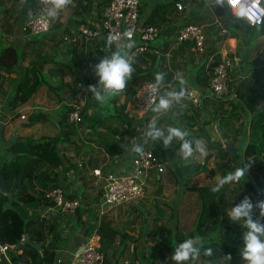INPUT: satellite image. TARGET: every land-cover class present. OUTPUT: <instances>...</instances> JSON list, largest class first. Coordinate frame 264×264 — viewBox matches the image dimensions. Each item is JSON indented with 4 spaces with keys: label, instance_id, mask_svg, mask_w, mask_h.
<instances>
[{
    "label": "trees",
    "instance_id": "1",
    "mask_svg": "<svg viewBox=\"0 0 264 264\" xmlns=\"http://www.w3.org/2000/svg\"><path fill=\"white\" fill-rule=\"evenodd\" d=\"M40 4V0L33 3V9ZM106 4L107 0H73L72 6L67 8L66 17L61 20V14L56 22L51 24L49 31L30 35L28 26L24 24V45L21 47L10 43L0 45V95L5 97L4 110L13 111L15 116L18 115L15 109L26 102L44 83L53 88L57 101L61 102L57 110L60 128L56 133L37 138L15 136L0 152V174L5 184V192L0 191V243L14 245L24 235L31 243H40V250L29 244H22L15 251H10V258L18 264L51 263L54 257L53 249L60 240L57 220L41 216L38 208L45 199L46 193L55 187L59 180L58 170L64 161L59 153V146L72 144L71 137L76 133L74 128L66 124L70 108L65 103L72 100V95H84L79 123L84 129V139L89 144L104 146L112 155L117 151L116 138L123 137L129 132L128 127L132 125L130 103L139 83H154V74L159 72L164 74L163 83L171 82L175 91L181 88L180 77L171 81L173 69L168 70L164 66L165 53L171 50L169 48L173 44L172 39L164 37L165 41L152 44L156 49L155 52L145 50L132 56L134 60L132 66L135 71L123 92L111 97L103 105L96 102L92 93L88 91L89 85L99 87L93 66L100 59L111 57L116 50L113 46L105 49L95 42L83 43L74 36L86 23L85 19L88 16H95L96 22L99 23ZM207 7L211 13L204 11ZM146 11L144 23L159 28L158 39L163 31L160 32V28H166L168 24H173L169 29L170 35L179 25L178 22L204 25L208 46L200 53V59L197 60L195 51L188 49L189 47L182 43H174L172 47L176 48L172 49L170 55L169 65L176 71L181 67L186 69L182 72L183 76L186 75L185 78L194 88L206 87L207 73L219 60V53L213 46L216 41L227 37L238 39L249 34H264V20L259 25L251 26L239 15L233 14L224 0H198L187 15H182L176 10L173 0H154ZM213 13L218 17L219 24L213 22ZM175 14L177 16L174 17ZM172 20L176 21V24ZM221 29H225V32L222 33ZM31 43L38 47H34L37 61L24 65L25 52L22 47ZM46 46L52 50L57 47L62 48L66 53L65 58H52L50 54L44 57ZM211 53L214 58L212 62L207 63L206 68L205 62ZM184 54L185 62L197 60V64L190 68L188 61L186 63L176 61V55L184 56ZM13 73L14 77L11 76ZM52 74L54 75L51 76ZM66 76L71 78L72 86L68 88L70 94L62 91V83ZM54 79L58 80V85L51 83ZM10 80V88L5 90L4 84ZM121 95L124 96L122 100H120ZM214 100L219 103L216 118L219 126L225 129L224 137L230 146L235 148L238 146L240 151H237L238 149L234 153L226 151L222 149L220 141L209 140L204 126L211 120L205 118L202 112L205 106L214 103ZM226 103L229 109H226L224 105ZM35 118L37 116L31 114L30 119L28 120L27 117V120L32 121ZM154 120L157 127L162 130L179 127L190 133L189 139L203 141L207 151L204 157H213V165L219 177L237 167L244 165L250 167L238 184H227L219 192H213L211 189L216 182L198 184L192 181L193 177L202 171L201 165L192 166L184 172L181 170L183 159L179 156L180 142L173 140L172 144L165 148L162 141L151 140L147 146L152 148L157 158L165 163L175 183L184 186V191L197 195L199 207L193 228L187 234L179 231L178 227L168 228L164 222L158 220L157 214L153 217L151 226L140 229L137 235L120 232L100 222L97 229L99 248L107 254L114 246H117L121 252L134 243V252L138 256V242L148 241L154 244L152 252L146 256L149 264H175L170 255L176 245L184 239L196 238L202 246L199 263L196 264H243L245 260L242 259L240 251L246 229L242 222H233L228 215L223 216L222 207L230 202V206L237 204V199L248 188L264 198V180L256 178L260 172L264 174V55L259 53L250 61L248 74L239 79L235 86L234 98L202 96L200 103L195 105L184 97L178 104H173L169 111ZM239 136L242 137L238 142ZM198 156L199 153H196L188 161ZM250 171H254L255 181L250 178ZM230 193L234 195L232 199L228 198ZM138 209L141 210V207ZM80 224L83 225L78 220L76 227ZM84 227L87 233L90 227L89 221L84 223ZM46 233H50L51 237L45 247ZM116 239L117 245L114 243ZM205 248H212L213 254L204 256ZM228 254L231 255V260L226 262L224 257ZM142 255L144 257V253Z\"/></svg>",
    "mask_w": 264,
    "mask_h": 264
},
{
    "label": "built area",
    "instance_id": "2",
    "mask_svg": "<svg viewBox=\"0 0 264 264\" xmlns=\"http://www.w3.org/2000/svg\"><path fill=\"white\" fill-rule=\"evenodd\" d=\"M224 1L231 12L237 15H239L241 5L249 6L247 0H236L235 4L233 0ZM255 3L256 6L253 9L256 13L255 17H241L239 15L251 26L259 25L264 20V0H255ZM173 4L180 14L187 15L190 12L193 0H173ZM44 7L45 5L41 3L37 8L33 9V13L26 24L30 34L49 31L52 23L46 25L40 19ZM141 9V0H107L100 22H96L95 16H88L85 19L86 23L79 28V32L74 37H77L83 43L95 42L102 45L101 47L108 49L110 46L106 45V37L109 34H118L120 36L119 44L112 45L115 50L119 48L122 52H129L131 56L141 53L149 49V43L159 34L158 27L144 23ZM205 10L209 11L208 7ZM178 24L171 37L173 44H186L191 50L202 53L205 50L203 26L196 23ZM129 30L132 31L135 41L131 50L122 47L127 43L124 34ZM231 68L232 59L228 53H220L218 62L207 73L208 82L204 90H208L214 95L233 98L234 90L230 77ZM152 83L142 82L138 84L131 99L132 111L130 116L132 125L128 127L129 132L123 137L116 138L117 151L110 155L101 149L105 155V160L91 170V174L95 176L96 184L90 199L84 202L76 189L67 187L63 180L64 174L58 170L59 180L56 186L46 193L45 199L40 203L38 208L40 215L56 219L58 225L61 226V229L59 228L60 232L65 229L68 231L66 236L76 228L78 215L83 220L89 221L90 227L84 242L69 252L67 264H142L139 256L132 259L130 257V259L119 257L120 251L117 248H114L113 252L105 254L99 248L97 229L100 225L101 215L106 213L104 206H107L108 209L124 203L138 201L143 196L148 181L152 178H157L164 169L152 148L147 146L151 140L148 139L146 141L144 136L148 124L157 116L163 114L151 110L153 105L148 93L149 86ZM184 88L186 92L185 98L195 105L199 104L200 94L190 86L184 85ZM173 89L174 86L171 82L163 83L156 95L158 97L165 95ZM82 103L76 99L65 103L70 108L66 124L76 131L75 135L71 137L72 147L73 145L81 146L87 143L83 137L84 129L79 125ZM15 110L18 113L16 116L13 111L6 112L0 100V127L10 123L14 118L19 117L21 120L25 118L21 109ZM59 128L58 122V130ZM133 144H140L143 147V152L137 154L130 151ZM244 196L250 197L253 202L264 200L261 196L248 190L245 195L237 199V204ZM231 208L227 209V215ZM258 217L259 210L254 212V218ZM57 244L60 245L61 240H58ZM11 248V244L0 243V263L18 264V262H13L10 258L8 252ZM55 250L60 251V248L57 246ZM131 251H135L134 246L131 247ZM144 256L146 257L148 254L144 253ZM243 264H247V261H244Z\"/></svg>",
    "mask_w": 264,
    "mask_h": 264
},
{
    "label": "crops",
    "instance_id": "3",
    "mask_svg": "<svg viewBox=\"0 0 264 264\" xmlns=\"http://www.w3.org/2000/svg\"><path fill=\"white\" fill-rule=\"evenodd\" d=\"M37 1L38 0H22L21 6L18 7L19 11L16 12V14H18L16 16V19H14L13 17H12V19L11 18L8 19V22H11V23H6V21H3L2 23H6L4 27H2V23H0V45H4L6 43H10V44H13V45H16L19 47L24 45V43H23L24 40H22L23 42L19 41L20 35L22 33L21 31L24 27V24H27V22L29 21V19L31 17L29 12L32 11V9H33V3H36ZM152 2H154V0H141V7H142L141 10H142V16L144 19L147 16L146 10H148V7H149V5L152 4ZM5 4H6V0H0V18L3 15V13H2L3 9H1V8H3V5H5ZM12 8H15L14 5L11 6V9ZM210 13H211V11H210ZM61 14H62V16L60 17V19L63 20L66 17V15H64L63 12ZM176 15L177 14H175L174 17ZM212 16L214 17L213 22L218 23V17L216 16V14L213 13ZM0 20L2 21V19H0ZM13 20H14V22H13ZM172 22H174V21L172 20ZM174 24H176V21L174 22ZM172 25L173 24H168L167 25L168 27H166V28L161 27L160 28V32L162 30L163 31L161 32L159 39L155 42L152 41L149 44L148 50L150 52L156 51V49L154 48V46L152 44L155 45L160 41H165L164 37H166L167 39H171L173 34L170 35L169 29L172 27ZM202 26H203V31H204L205 27H204V25H202ZM221 32L224 33L225 29H221ZM167 33H168V35H167ZM24 36L25 35H23V37ZM206 39H207V36L205 35V49L208 46V41H206ZM213 46L215 47L216 51L219 54L223 53V52H227L228 55L230 56V58L232 59V68L230 69V77L232 79L231 84H232V87L234 90L239 79H241L242 77H244L248 74L249 67H250V61L259 53H262L264 55V34L263 35L257 34L255 37H251V34H249L247 36L240 37L238 39H236L234 37H227V38L220 39V40L216 41L213 44ZM34 47H35V45L33 43L25 45L22 47V50L25 52V58H26V56L27 57L31 56L33 58H31L29 60L34 59V56H35ZM35 48H38V47H35ZM57 48H60V47H57ZM57 48H55L52 51L53 53L50 54V57L59 58V59L65 58V54H66L65 51L62 48H60V50ZM175 48L176 47L174 46V47L170 48L171 49L170 51L167 50V52L165 53L164 66H166V68L168 70L173 69V75H172L171 81L176 80L177 77H180L179 79H183V77H184V80L186 81L185 85L190 86L194 90H196V92H198L200 94V97H202V96L203 97L204 96L210 97V95L214 96V94L211 93L210 91L204 90V87L194 88L190 84V82L185 78L186 75L183 76V73H182V75L179 74L178 71L174 70V68H172V66L169 65L170 58H171L170 52L172 53V49H175ZM188 49H190V48H188ZM187 51H189V50H187ZM255 53H257V54H255ZM196 57H197V60L200 59L201 58L200 53H199V55H196ZM202 57H204V56H202ZM25 58H24V60H25ZM185 58H186L185 54H184V56L176 55V61H178L179 63H183V61L185 62ZM213 58L214 57L212 56V53L209 54V57L205 62L206 68H207V63L212 62ZM197 60L193 61V62H190L187 60L189 67L192 68L193 66H195L197 64ZM23 64H24V62H23ZM27 64H28V62L24 65H27ZM184 71H186V69H184ZM184 74H185V72H184ZM53 75L54 74H52L51 76H53ZM66 77H68L67 80H65ZM66 77H64V80H65L64 83H66L65 88L68 89L69 87L72 86L71 85V78H69V76H66ZM69 80H70V83H69ZM9 88H10V85H9ZM51 90L53 91V88H50L49 85L44 83L37 88V90L32 94V96L28 100H26V102L20 104L17 107L16 109H21V112H23V113H24V111H27V114L24 113L25 118L23 120H21V119L15 120L16 118H14V121H13L14 123L11 125L12 127L9 130V132L5 131V127L9 123L5 124L4 126H1L0 131H3V132L5 131L4 137L10 138L13 140L15 138V136H32L34 138H37V137H40L42 135H51L53 133H56L58 131V121H59V114H58L57 110H58L59 104L61 102L57 101V97H56V94L54 91L53 92H54L55 96L51 94ZM72 96H73V98L69 102H71L75 99L74 94ZM216 96L220 97L218 95H216ZM228 97H230V96H227L224 98H228ZM210 99H212V98H210ZM224 105H225L226 109H229V106L227 103ZM218 108H219V103H218V101L214 100V103H210V104H207L205 106L202 114H203V116H205V114H206L205 118L211 120L210 123H208L207 125L204 126V129H205V131L209 137V140L210 141H220L222 143L220 135H219L218 131H216V128H215L217 123L219 126V121L216 118V115L219 112ZM5 111L10 112L7 110H5ZM29 113H33L35 116H37V118L33 119L32 121L25 120V119H27L26 115H28ZM243 123L245 124L244 120H243ZM22 124H25V125H22ZM33 128H34V130H33ZM219 129L222 133L224 132V130L220 126H219ZM241 137L242 136L238 137V142L241 140ZM1 139H2V135L0 137V144L2 143ZM4 146H5V142H4ZM59 149H60L59 153L62 155V157L64 159L62 166L59 168V171H61L64 174V177H63L64 182L67 184V187H73L74 189H76L77 192L80 193V196L82 197L84 202L88 201V199H90V197L92 196L91 193L94 191L95 184H96L95 176H93L91 174V170L94 167L99 166L102 162H104L105 155L102 152V150H105L106 152H107V150L104 148V146L94 145L92 143L89 144L88 142L85 143L84 145H81V146L73 145V147L71 146V144H69V145L68 144H62L59 146ZM159 161H160V159H159ZM183 161H184V171L188 170L192 166L201 165L202 171L198 173V174H201V176H203L206 171H209V173H213V170H214V174L216 176L218 175V171L215 168V166L213 165V157L212 156H209V157L198 156L196 159H192L190 161H188V160L187 161L183 160ZM181 165H182V163H181ZM182 167H183V165H182ZM162 172L158 175L159 178L162 175ZM167 172H168V170H167ZM170 176H171V178L166 177L165 183L159 184V185H157V187L152 189L153 191H152L151 200L156 199L162 193L164 194L165 189H167L168 187L171 186V184H170L172 182L171 180H173L175 182L173 176L171 174H170ZM218 178H219V175L215 179V182H217L216 180H218ZM151 188H152V185L149 186V188L146 190L147 198L150 195L149 192H150ZM160 199L162 200V197ZM146 201H147V199H146ZM146 205H147V202H146ZM130 206H132V204L129 205L128 209H130ZM141 206H142L141 210L145 211L146 208H145L144 204H141L140 207ZM115 208H118V210H116V212H109L106 215L105 214L102 215V217L100 219L101 224L106 223L107 225H109V227L116 229V227H114L112 224L113 221L116 220V213L119 211H121L122 213L123 212L124 213H132L133 212V210L130 211L126 207H123L122 205L117 206ZM145 213L148 214V211L146 210ZM124 219L126 220L125 217H124ZM78 220L81 223L82 222L81 220H83V219H81V217L78 215ZM125 220H124V223H126V224L122 223L121 228H120L121 231L127 232L129 234L137 235V234H139L140 229L146 228V226L143 225V223H140L141 225H140V227H137V229L131 228L134 223H137V220H135V219H133L130 222L128 221L130 225H129V227H127L128 223ZM85 222L86 221L83 222V226H82V224H80L73 231H71V233L68 234L67 236H66V234L68 233V231L66 229L62 230L61 232L59 231L61 244L59 245L56 243V245L53 249V251H54L53 260L51 263H46V264H67L68 258H69V252L76 249L85 240V237H86V234H85L86 230L84 227ZM183 233L186 234V232H183ZM50 237H51L50 233H46V240L44 243L45 247L48 245ZM117 242L118 241L116 239L114 242L115 245H117ZM133 244L134 243L130 244L128 246V248H125L123 251H121L118 254V256L122 257V258H129V257L131 259L135 258L136 257L135 252L131 251V247L134 246ZM99 245H100V241H99ZM57 246L60 248V251L55 250ZM142 246H144L143 242L138 243L139 249L137 248V255L142 260V264H149L148 260L147 259L145 260V258L142 255L144 253V250H142ZM114 247H116L118 249L117 246H114ZM114 247H112V248L114 249ZM112 248L108 250L107 254H109L110 252H113ZM145 253H147V252H145Z\"/></svg>",
    "mask_w": 264,
    "mask_h": 264
},
{
    "label": "clouds",
    "instance_id": "4",
    "mask_svg": "<svg viewBox=\"0 0 264 264\" xmlns=\"http://www.w3.org/2000/svg\"><path fill=\"white\" fill-rule=\"evenodd\" d=\"M45 5L43 14L40 19L46 24L53 23L59 15L71 6L72 0H40ZM234 4L236 0H233ZM249 6L241 5L239 15L255 17L256 13L253 9L256 6L255 0H247ZM31 15V11L29 12ZM127 43L122 47L131 50L135 41L131 30L124 34ZM120 36L118 34H109L106 37V45L112 46L119 44ZM133 57L129 52L114 51L111 57L100 59L93 66L94 74L98 77L99 87L89 85L88 91L92 93L93 98L99 104H105L111 97L123 92L126 89L128 81L135 69L133 68ZM164 82L163 73L154 74V83L149 86V96L153 105L152 111L156 113H165L169 111L173 104H178L185 97V88L183 85L186 81H179L181 88L179 91H169L165 95L157 96L160 86ZM145 140L162 141L165 148L169 147L173 140L180 142L179 156L187 161L199 153L201 157L207 155L206 146L203 141L198 139H189L190 133L179 127H168L165 130L160 129L156 125V121L152 120L144 133ZM130 151L140 154L143 147L140 144H133ZM250 165H244L235 168L233 171L219 177L216 184L212 187L213 192H219L227 184H238L246 175ZM259 210V217L254 218V212ZM228 217L233 222H242L246 231L243 233V247L240 255L247 264H264V200L253 202L250 197L244 198L235 204L229 211ZM202 253L200 241L196 238H187L174 248L171 259L175 264H187L194 261ZM212 248L203 249L204 256H211ZM225 261L231 260V255L224 257Z\"/></svg>",
    "mask_w": 264,
    "mask_h": 264
},
{
    "label": "rangeland",
    "instance_id": "5",
    "mask_svg": "<svg viewBox=\"0 0 264 264\" xmlns=\"http://www.w3.org/2000/svg\"><path fill=\"white\" fill-rule=\"evenodd\" d=\"M197 1L198 0H193L192 6ZM21 2H22V0H6V4L3 5V8H1V9H3V12H2L3 15L0 18V19H2V21L0 20V23H2L3 21H6V23H11V22H8V19H10V18L12 19V17L14 19H16V16L18 15V14H16V12L19 11L18 7L21 6ZM72 4H73V0H72ZM72 4H71V6H72ZM12 5H14L15 8H12L11 9V6ZM204 11H207V10L204 9ZM67 12H68L67 9L64 10L63 11L64 15H67ZM32 13H33V9L31 11V15H32ZM13 22H14V20H13ZM54 22H56V20ZM6 23H2V27H4ZM21 32L22 33L20 35L19 41L20 42H23L22 41L23 38H24L23 35H25L24 34V30L22 29ZM255 36H256V34H251V37H255ZM157 39H158V37L155 39V41H157ZM52 51L53 50L50 49L48 46L44 47V52H43L44 55L43 56L46 57L48 54L53 53ZM195 53H196L195 54V56H196V55H199L200 52L195 51ZM255 54H257V53H255ZM170 55H171V52H170ZM31 58H33V57H31V56L27 57L26 56L25 60L23 61L24 64H26L27 62H33V63H35L37 61V58L35 56H34V59L29 60ZM183 70L184 69L181 67L180 70L178 71V73L182 75V71ZM13 75H14V73L11 74L12 77H14ZM67 79H68V77L65 78V80H67ZM65 80H63V83H62V90H63L64 93H66V92L67 93H70V90L65 88L66 87L65 86L66 83H64ZM69 82H70V80H69ZM10 83H11V80H10V82H6L4 84V89L5 90H8L9 89ZM51 83H54V85H58V80L57 79L56 80L54 79V80L51 81ZM51 94L55 96V94H54V92L52 90H51ZM56 97H57V95H56ZM74 97H75L76 100H78L80 102H83V99H84V95L83 94H74ZM123 98H124V96L121 95L120 96V100H122ZM4 99H5L4 95H0V100H1L2 106H3V104L5 105V100ZM24 113L27 114V111H24ZM31 114H33V113H29L28 115H26V118L28 117V120L30 119V115ZM204 117H206V114H205ZM17 119L20 120L19 117H17L15 120H17ZM25 120H27V119H25ZM13 121H14V119L5 127V131L9 132V130L12 127L11 125L14 123ZM221 128L225 132L224 127H221ZM33 130H34V128H33ZM5 131L4 132L3 131H0V137L2 135V139H1L2 140L1 142L2 143L0 144V152L5 147L4 146V142H5V145H7V143L10 140L12 141V139L4 137ZM237 145H238V143H237ZM236 150L237 151H240V149L238 148V146H236ZM162 163H163L162 165L164 166L162 175L160 176V178L158 177L159 179L158 178H156V179L155 178H152V179H150L148 181V184H147V187H146V189H145V191L143 193V196L140 197L138 199V201H136V202H129V204L128 203L121 204L123 207H126L127 209L129 207V205L132 204V206H130V209H128V210H130V211L133 210V212L132 213H124V212L122 213L121 211H119V212L116 213V220L113 221L112 224H113L114 227H116L117 230H119L121 228L122 223L123 224H126V223H124V220H125L124 217L126 218L125 221H127V223H128L127 224V227H129V225H130L129 222L132 221L133 219L137 220V223H134L133 226L131 227L133 229H137V227H140V225H141L140 223H143V225H145L146 227H150L151 224H152L153 217H155L156 214L159 215L158 220H160L161 222H164L167 225L168 228L178 227L177 229L179 231H181L182 233L183 232H186V234L191 230V228H193V222H194L195 214H196V211H197V209L199 207V201H198L197 195L195 193H192V192H189V191H186V190L184 191V186L182 187L181 185H177L173 180H171L172 181L170 183L171 186L168 187L167 189H165L164 194L162 193L156 199L151 200L152 191H153L152 189H154L155 187H157V185H159V184L165 183L166 177L167 178H171L170 174L167 172V168H166L165 163L164 162H162ZM182 165H183V167H182ZM182 165H181V168H182L181 170L184 172V161L182 162ZM253 174H254V171H250V178L252 179V181H255L256 178H258L259 180H264V174L263 173H259L258 174V177H256V178L253 176ZM218 175H219V173H218ZM217 176L214 174V170H213V173H209V171H206L203 176H201V174H198L195 177H193L192 181L193 182H196L198 184L214 183L215 182V179L217 178ZM151 185H152V188H151V190L149 192L150 195L147 198L146 190ZM252 187H253V185H252ZM248 190L254 192L252 189L248 188L246 191L243 192L242 196L245 195V193ZM255 194H257V193H255ZM161 197H162V200L160 199ZM233 197H234L233 193H230L229 196H228L229 199H232ZM146 199H147V201H146ZM146 202H147V205H146ZM141 204H144L146 210L148 211V214L145 213L146 210L144 211V210H139L138 209V207H140ZM230 204H231V202L229 204H227V205H224L222 207L223 216L227 215L226 213H227V209L229 207H233V206H230ZM118 206H120V205H118ZM115 207H117V206H115ZM115 207H110V208L107 209V206H104V209L106 211V213H104V214L106 215L109 212H116V210H118V208H115ZM141 208H142V206H141ZM97 213L99 214V212H97ZM81 221H82L81 223H83L85 220H81ZM58 227L61 229V226L60 225H58ZM119 231L121 232V229ZM143 244H144V246H142V250H144V253L145 252H147L148 254L151 253L152 252V249L154 247L153 246L154 244H152V243H150L148 241H143ZM11 245H12V248H13L14 245L13 244H11ZM12 248H11L10 251H12ZM167 253L169 254V252H167ZM171 256H172V254L170 255V257ZM144 258H145V260L147 259V257H145V256H144ZM187 263L188 264H196V263H199V257L196 258L194 261H190V262H187Z\"/></svg>",
    "mask_w": 264,
    "mask_h": 264
},
{
    "label": "water",
    "instance_id": "6",
    "mask_svg": "<svg viewBox=\"0 0 264 264\" xmlns=\"http://www.w3.org/2000/svg\"><path fill=\"white\" fill-rule=\"evenodd\" d=\"M25 125V124H22ZM216 131H218L221 141H222V149L229 151V152H236V148L232 147L229 145L228 141L225 139L223 133L220 131L218 123L215 126ZM0 191L1 192H5V184H4V179L2 177V175L0 174ZM22 244H29L32 247H35L37 250H40V243H31L30 241H28L27 236L24 235L23 238L17 242L16 244H14L12 251H15L20 245ZM178 246V245H177Z\"/></svg>",
    "mask_w": 264,
    "mask_h": 264
}]
</instances>
